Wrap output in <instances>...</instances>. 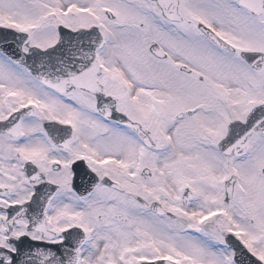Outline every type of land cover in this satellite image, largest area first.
<instances>
[{"label":"snow or ice","instance_id":"snow-or-ice-1","mask_svg":"<svg viewBox=\"0 0 264 264\" xmlns=\"http://www.w3.org/2000/svg\"><path fill=\"white\" fill-rule=\"evenodd\" d=\"M0 264H264V0H0Z\"/></svg>","mask_w":264,"mask_h":264}]
</instances>
